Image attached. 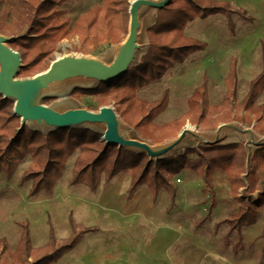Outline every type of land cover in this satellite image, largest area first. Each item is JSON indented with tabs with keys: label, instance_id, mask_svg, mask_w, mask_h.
I'll use <instances>...</instances> for the list:
<instances>
[{
	"label": "rangeland",
	"instance_id": "374dc122",
	"mask_svg": "<svg viewBox=\"0 0 264 264\" xmlns=\"http://www.w3.org/2000/svg\"><path fill=\"white\" fill-rule=\"evenodd\" d=\"M223 1H228L235 11L229 20L216 14L195 19L185 27V35L204 42L206 48L192 53L182 63L170 68L159 81L151 82L136 93L139 98L154 102L167 91V107L153 120L154 124L163 125L187 112L190 96L204 79L207 81L209 105L218 106L225 94L224 79L231 61L235 60V119L220 123L213 130L191 125L186 120L174 138L152 144L142 140L133 128L124 123L117 116L114 103L109 101L110 105L106 107L114 122L107 138L122 142L123 145L119 147L146 154L153 162L213 143H240L247 153L246 172L242 175L246 183L248 171L253 169L254 163L257 165L256 157L252 156L258 149H261L258 153L264 155V134L260 132L264 127V119L260 118L255 127L257 117L243 106L250 83L262 71L264 0ZM101 3L102 0H64L59 8L65 11V17L69 19L68 26L73 29L82 14ZM156 11V8L147 5H141L138 9L140 26L129 68L136 66L147 50L149 40L146 31L154 23ZM1 36L8 40L7 45L18 37ZM128 39L127 33L119 43H110L106 39L98 48L89 46L82 49L77 38L72 37L57 45L53 53L54 60L70 59L110 68L119 58ZM28 78L31 77L16 79ZM66 79L70 80V84L65 90L46 97L40 105L56 115L77 109L97 115L101 106L96 98L83 96L76 99L70 93L76 88H94L100 82L76 73H67L58 81ZM260 105H264V85L253 101V106ZM27 106L35 105L29 101ZM24 125L43 134L56 129L44 122L34 128L28 123ZM68 127H87L100 132L102 136L108 129L106 120L100 123H75ZM162 146L165 149L159 155L150 150ZM78 154L76 150L69 157L50 193L41 191L30 196V183L19 184L21 174L31 163L29 157L19 163L10 179L0 174V239H5L9 251L15 249L21 233L20 224L26 222L33 247H41L47 242L49 224L58 244L70 241L75 235L79 236L77 244L54 264H264V241L259 237L264 227V204H258L257 222L242 232L243 249L236 254L232 251L236 232H229V226L222 221L236 214L239 205L232 196L225 172L217 170L213 174L215 207L206 216V196L201 192L200 179L193 172L184 171L172 180L177 195L174 205L170 207L166 191L160 190L154 199L146 186L139 187L133 197L127 200L130 171L117 174L108 183L103 181L101 175L94 192L83 184L71 185L72 168ZM256 173L260 180L256 183L258 187L250 193L251 198L246 197L249 203L260 196L264 197V168L257 166ZM238 194L246 196L248 192L239 190Z\"/></svg>",
	"mask_w": 264,
	"mask_h": 264
},
{
	"label": "trees",
	"instance_id": "16d2710c",
	"mask_svg": "<svg viewBox=\"0 0 264 264\" xmlns=\"http://www.w3.org/2000/svg\"><path fill=\"white\" fill-rule=\"evenodd\" d=\"M129 1L102 0L101 5H95L82 14L70 29L65 11L59 8L64 0H0V35L18 36L23 33L8 43L20 55L21 67L17 77L32 78L45 72L54 61L53 53L62 40L76 37L82 49L89 46L98 48L106 39L110 43H119L128 33ZM234 12L230 3L223 0H170L157 9L154 23L147 28L148 47L136 66L113 79L110 84L100 82L94 88H76L70 93L71 96L76 99L83 96L96 98L101 107L110 105L112 101L117 116L133 128L142 140L152 144L174 138L186 120L205 130H213L220 123L233 121V98L237 84L235 60L231 61L224 79L225 94L218 106L209 105L207 81L204 79L190 96L187 112L163 125L158 126L153 120L167 107V91L154 102L139 98L136 92L151 82L159 81L170 68L182 63L192 53L206 48L204 42L185 35L187 24L216 14L229 20ZM261 59L262 71L250 83L243 105L257 117L255 127L260 118L264 119V105L253 106L264 85V45L261 46ZM13 106L11 98H4L0 94V174L10 179L19 163L29 157L31 163L21 174L19 184L30 183V196L41 191L50 193L67 160L78 150L71 185L83 184L94 192L101 175L103 181L108 183L117 174L130 171L127 200L139 187L146 186L154 199L160 190L166 191L169 206L172 207L177 195L172 180L182 172L190 171L202 183L201 192L206 196L207 204L205 215L209 216L215 207L212 177L215 171L221 170L225 172L232 196L239 205L238 212L222 223L229 226V232H236L233 253L243 249L242 232L257 222L258 204H264L262 196L251 203L246 200L258 187L256 183L260 179L256 167L264 168V155L258 153L261 149L252 156L256 157L257 165L254 163L253 169L248 171L246 176L249 178L245 183L242 175L246 172L247 153L240 143H213L153 162L144 153L132 152L117 144H105L100 140V132L87 127H62L43 134L21 125V119L13 114ZM260 132L264 134V127ZM239 190H245L248 195L239 196ZM255 202L258 203L255 205ZM20 227L19 240L13 251L8 250L5 239H0V264H54L79 241V236L75 235L70 241L58 244L49 224L47 242L41 247H33L28 224L21 223ZM259 237L264 241V227Z\"/></svg>",
	"mask_w": 264,
	"mask_h": 264
},
{
	"label": "water",
	"instance_id": "95a60500",
	"mask_svg": "<svg viewBox=\"0 0 264 264\" xmlns=\"http://www.w3.org/2000/svg\"><path fill=\"white\" fill-rule=\"evenodd\" d=\"M170 0H163L162 3L154 4L151 0H132L129 6V30L124 49L119 58L110 68H100L90 63H81L70 59H56L52 61L49 68L32 78L19 80L16 79L21 59L18 52L7 45L8 40L0 35V94L4 98H11L14 101L13 114L21 119L24 125L29 119H37L45 124L62 128L75 123H100L106 120L108 129L106 134L101 137L105 143H114L122 146V142L107 138V134L113 128V120L110 111L106 106L100 108L97 115L85 110H68L60 115H56L42 105L27 106L28 98L38 89L44 87L52 81L59 80L67 73H76L86 78L95 79L99 82L110 84L113 79L124 74L129 69V61L134 49L136 48V38L138 29L137 13L141 5L152 6L159 9L166 5ZM161 153V152H160ZM158 153L157 155H159Z\"/></svg>",
	"mask_w": 264,
	"mask_h": 264
},
{
	"label": "bare ground",
	"instance_id": "6f19581e",
	"mask_svg": "<svg viewBox=\"0 0 264 264\" xmlns=\"http://www.w3.org/2000/svg\"><path fill=\"white\" fill-rule=\"evenodd\" d=\"M151 1L154 4H159L163 2V0H151ZM139 26H140V23L138 22V27ZM126 42L127 41H125L124 45L126 44ZM69 84H70V80L68 79L62 80V81L56 80V81L49 82L44 87L36 90L28 98L27 104L30 101L31 105H37V104L40 105L41 101L45 99L46 97L55 96V95H58L59 93H62ZM26 123H28L33 128L36 127L37 125H43V121L37 120V119H29L26 121ZM116 127L117 125L115 126V128ZM163 149H165V146L159 147V149L150 148L152 152H156V153L161 152Z\"/></svg>",
	"mask_w": 264,
	"mask_h": 264
},
{
	"label": "crops",
	"instance_id": "0c3cea01",
	"mask_svg": "<svg viewBox=\"0 0 264 264\" xmlns=\"http://www.w3.org/2000/svg\"><path fill=\"white\" fill-rule=\"evenodd\" d=\"M263 248H264V245H263Z\"/></svg>",
	"mask_w": 264,
	"mask_h": 264
}]
</instances>
